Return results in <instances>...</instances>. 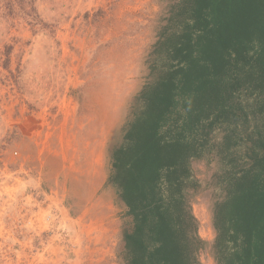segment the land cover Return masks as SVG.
<instances>
[{
	"label": "rangeland",
	"instance_id": "rangeland-1",
	"mask_svg": "<svg viewBox=\"0 0 264 264\" xmlns=\"http://www.w3.org/2000/svg\"><path fill=\"white\" fill-rule=\"evenodd\" d=\"M178 1L0 0V264H128L134 220L110 181L112 153L161 76L155 44ZM238 101L244 117L189 161L194 264H216L230 167L217 144L261 125L255 97ZM248 144L236 148L244 162Z\"/></svg>",
	"mask_w": 264,
	"mask_h": 264
},
{
	"label": "trees",
	"instance_id": "trees-1",
	"mask_svg": "<svg viewBox=\"0 0 264 264\" xmlns=\"http://www.w3.org/2000/svg\"><path fill=\"white\" fill-rule=\"evenodd\" d=\"M155 45L161 76L141 90V108L112 153L110 181L134 220L124 236L128 264H194L189 161L217 125L244 117L241 93L255 97L262 121L246 140L230 128L217 144L230 167L213 211L215 258L264 264V0H179ZM244 141L245 162L236 156Z\"/></svg>",
	"mask_w": 264,
	"mask_h": 264
}]
</instances>
